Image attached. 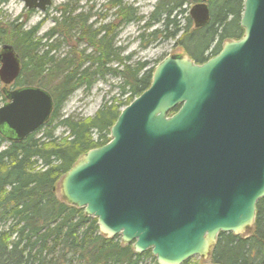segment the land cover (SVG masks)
I'll return each mask as SVG.
<instances>
[{
  "label": "water",
  "instance_id": "obj_1",
  "mask_svg": "<svg viewBox=\"0 0 264 264\" xmlns=\"http://www.w3.org/2000/svg\"><path fill=\"white\" fill-rule=\"evenodd\" d=\"M242 8L239 38L201 64L161 59L109 141L81 154L58 184L59 197L95 218L102 235L151 250L157 264L208 258L219 233L251 229L264 196V0ZM188 11L195 28L208 22L205 3ZM20 65L4 44L0 134L9 141L35 132L53 107L37 86L8 88Z\"/></svg>",
  "mask_w": 264,
  "mask_h": 264
},
{
  "label": "trees",
  "instance_id": "obj_2",
  "mask_svg": "<svg viewBox=\"0 0 264 264\" xmlns=\"http://www.w3.org/2000/svg\"><path fill=\"white\" fill-rule=\"evenodd\" d=\"M201 0H158L144 28L161 23V28L140 34L142 44L175 39L174 44L195 63L201 64L217 54L226 40L243 34L240 26L244 0H207L209 19L202 27H192L188 14L179 28L176 21L187 11L185 4ZM138 21L131 15L126 20ZM124 19V21L126 22ZM105 39V37L103 38ZM90 54L68 52L62 58L49 56L54 43L17 39L13 47L20 56V74L11 83L14 88L37 86L46 90L53 107L49 119L39 128L55 122L64 128L67 137L55 138L47 129L35 136L9 141L0 134V264H157L151 250L135 253L132 244H122L118 235L105 237L97 220L84 209L67 204L56 194L60 177L81 154L109 141V129L120 113L140 95L151 82L154 67L146 70L144 63H130V57L117 58L109 39ZM5 41L0 40V44ZM48 46V50H42ZM146 46V45H145ZM74 54V55H73ZM115 67H110L111 65ZM112 75L120 80L118 89L124 100L103 104L88 119L61 118L58 112L76 88L88 89L91 78ZM3 99L5 95L0 91ZM252 229L246 235L219 233L210 259L212 264H264V196L257 200ZM181 264H190V259Z\"/></svg>",
  "mask_w": 264,
  "mask_h": 264
},
{
  "label": "flooded vegetation",
  "instance_id": "obj_3",
  "mask_svg": "<svg viewBox=\"0 0 264 264\" xmlns=\"http://www.w3.org/2000/svg\"><path fill=\"white\" fill-rule=\"evenodd\" d=\"M41 1L0 0V40H6L5 43L0 44V48L4 44H10L19 61V53L13 47V44L20 37L25 40L32 39L34 42L41 39L44 43H54L51 47L52 52L60 50L61 46L70 42V45L71 43L72 45L83 44L92 53L95 48H99V44L104 37L103 40L109 39L115 53L126 49V44H120L121 33L127 25L135 22L133 18L126 20L131 15H137V6L134 5L135 0H102L99 4L95 0H64L54 5L58 16L51 18L49 17V11L53 8L52 5L55 0H50V4L44 6L45 9L40 7ZM201 2L205 3L208 8L207 0H201ZM16 4H19L18 12H15V10H12L11 13L7 12L8 9L11 10L9 6L14 8ZM183 6L182 9L184 10ZM7 13H9L8 16ZM33 17L34 21H32ZM47 21H50L52 26L46 29L38 38L41 27ZM53 39H56V41L53 42ZM48 49V46L42 48V50ZM115 57L109 64L118 65L120 60L122 62L126 59V56L119 57V53L117 58Z\"/></svg>",
  "mask_w": 264,
  "mask_h": 264
},
{
  "label": "rangeland",
  "instance_id": "obj_4",
  "mask_svg": "<svg viewBox=\"0 0 264 264\" xmlns=\"http://www.w3.org/2000/svg\"><path fill=\"white\" fill-rule=\"evenodd\" d=\"M64 0H55L53 2V8L49 11V17H57L58 14L54 9V5L60 3ZM96 3L102 2V0H95ZM158 0H135L134 5L137 6V15L142 16L141 20L135 21L134 23L127 25L123 32L121 33L120 44H126V49H123L119 51V57H130V63H144V67L146 70H149L152 67H155V65L160 62L161 59L171 56V55H187L182 48H180L179 45L174 44V41L177 40V37H179L181 34L179 33L175 39H163L160 38L158 40L150 41L148 44H142V40H146L145 38H140V34L146 33L152 29H159L161 28V23L154 24L152 27H149L148 29L144 28V23L148 20V17L150 15V12L153 10L155 4ZM200 3V2H197ZM191 2L190 4H187L183 6L187 13H183L180 17H176V21L178 22L180 29L184 25V16L188 14V10L190 7L194 4ZM12 5V3H11ZM6 9L7 12H10L12 10H15V12L19 11V4H16V6ZM9 13L6 15L8 16ZM13 17V16H12ZM40 18V16H38ZM34 17L33 20L34 21ZM52 26V23L50 21H47L46 24L41 27V30L38 33V38H40L41 34L46 31V29L50 28ZM193 27V26H192ZM5 28V27H4ZM129 38V40H128ZM6 41V40H5ZM56 39H53V42H55ZM9 42V41H7ZM37 42V41H35ZM40 44H43L44 41L39 39ZM146 45V46H145ZM73 47V48H71ZM72 49V50H71ZM68 52H73L75 55L81 53L83 55L90 54L89 48H87L85 45H78L74 44L70 45L69 43H65L63 46H61L60 50H57L55 52H52L49 56H56L58 58H62ZM73 54V55H74ZM110 67H115V65H111ZM92 82L88 89H85L84 87H78L76 90L69 95L64 104L62 105L60 111L58 112L59 117L66 118L71 117L73 119H88L89 117L94 116L96 111L103 105H109L113 104L114 101L118 100H124L126 98V94H121L120 89H118V85L120 84V80L116 77H113L112 75H105L103 77H92ZM3 85L0 83V91ZM6 102V100L3 99V96L0 93V107L1 104ZM122 109V108H120ZM60 119H56L55 122L51 123L47 127H43L40 130L37 129L35 132V136H39L42 131L47 129H51L55 127L52 130L53 137L57 138H65L67 137L66 131L63 127L57 125V121ZM5 143L1 144L0 150L3 149V146ZM60 181V180H59ZM56 186V194L59 196V188L58 184ZM246 235V232H244ZM141 264H151V261H143ZM190 264H212L210 258H199L197 256H191L190 258ZM214 264V263H213Z\"/></svg>",
  "mask_w": 264,
  "mask_h": 264
}]
</instances>
